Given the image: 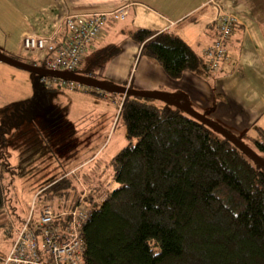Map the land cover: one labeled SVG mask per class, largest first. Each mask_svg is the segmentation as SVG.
Instances as JSON below:
<instances>
[{"label": "trees", "instance_id": "trees-1", "mask_svg": "<svg viewBox=\"0 0 264 264\" xmlns=\"http://www.w3.org/2000/svg\"><path fill=\"white\" fill-rule=\"evenodd\" d=\"M127 36L140 58L156 61L173 81L206 71L203 58L170 31L131 29ZM104 50L100 64L118 52ZM119 103L127 145L110 160L116 188L101 203L98 191L85 198L92 212L83 264H264V131H255L252 146L238 139L258 161L180 107L132 95ZM76 182L57 179L37 201L76 200ZM4 205L0 175V212ZM1 234L10 237L11 227L0 222Z\"/></svg>", "mask_w": 264, "mask_h": 264}, {"label": "crops", "instance_id": "crops-1", "mask_svg": "<svg viewBox=\"0 0 264 264\" xmlns=\"http://www.w3.org/2000/svg\"><path fill=\"white\" fill-rule=\"evenodd\" d=\"M16 1L18 6L0 0V9L6 3L17 18L15 23L0 12V55L34 64L39 55L23 51L25 35L50 34L67 15L126 8L125 20L106 24L89 49L85 58L90 59V69H85L84 76L92 74L94 80L139 92L179 95L192 110L236 138H255L256 130L264 131V0ZM225 16L234 20L235 27L220 69L200 75L185 72L177 81L167 77L156 61L140 58L139 47L127 36L131 29L170 31L202 57V51L216 38V26H211ZM107 48L118 52L100 64L97 56L104 57ZM119 100L114 101L118 108ZM88 182L90 187H101L109 180L104 174L90 172Z\"/></svg>", "mask_w": 264, "mask_h": 264}, {"label": "rangeland", "instance_id": "rangeland-1", "mask_svg": "<svg viewBox=\"0 0 264 264\" xmlns=\"http://www.w3.org/2000/svg\"><path fill=\"white\" fill-rule=\"evenodd\" d=\"M9 1L18 6L16 0ZM0 10L17 22L6 3ZM83 60L76 70L81 77L90 69V59ZM65 83L75 88H43L34 75L0 62V175L5 197L0 222L12 231L10 237L0 235V257L8 253L15 230L29 218L36 196L55 180L77 181L81 193L78 181L89 180L91 172L109 180L102 185L106 191L117 186L109 164L127 145L114 103L122 95L100 97L87 91L89 85ZM243 141L252 146L250 138ZM90 188L101 194L100 186Z\"/></svg>", "mask_w": 264, "mask_h": 264}, {"label": "built area", "instance_id": "built-area-1", "mask_svg": "<svg viewBox=\"0 0 264 264\" xmlns=\"http://www.w3.org/2000/svg\"><path fill=\"white\" fill-rule=\"evenodd\" d=\"M126 8L110 13L93 15H67L60 20L52 33L47 35L29 34L22 40L23 51L39 54L32 64L45 71L73 74L90 45L95 42L108 23L125 20ZM235 22L229 17H220L216 22V38L202 51L206 71L215 73L227 56V45L232 37ZM93 79L92 74H87ZM42 86L65 85L74 89L70 83L56 78H40ZM92 91V90H91ZM80 184L78 199L56 198L48 201L34 200L32 210L20 228L13 234L10 249L0 264H83L85 245L84 228L91 216V208L85 202L91 192L90 182ZM101 203L107 194L101 186Z\"/></svg>", "mask_w": 264, "mask_h": 264}, {"label": "water", "instance_id": "water-1", "mask_svg": "<svg viewBox=\"0 0 264 264\" xmlns=\"http://www.w3.org/2000/svg\"><path fill=\"white\" fill-rule=\"evenodd\" d=\"M0 62H4L7 64H10L16 68H19L23 71H26L30 74H33L38 78H43V77H55L60 80H67L70 82L77 83L79 85H89V87H94L98 90H101L105 93H120L121 95H132L136 97H141V98H158L160 101H163L169 105H175L177 107H180L183 109L187 114L192 116L193 118L201 121L202 123L212 127L214 130L218 131L221 133L223 136L229 138L232 142L243 148V150L247 151L254 159L258 160L257 156L253 154L251 151H249L245 146L242 145V143L238 140L239 138H236L220 128L219 126L215 125L214 123L210 122L207 118L204 116L198 114L194 110H192L188 105L187 102L179 95H171L165 92H139L135 90H131L128 88L120 87V86H112L105 84L101 81H97L88 77H81L76 74H68V73H60V72H51V71H45L40 68L34 67L29 64L22 63L16 59L0 55Z\"/></svg>", "mask_w": 264, "mask_h": 264}]
</instances>
